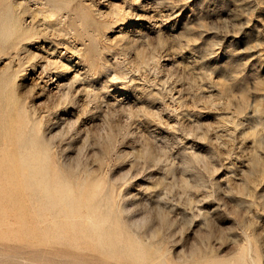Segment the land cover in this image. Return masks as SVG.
Returning <instances> with one entry per match:
<instances>
[{
  "label": "rangeland",
  "instance_id": "obj_1",
  "mask_svg": "<svg viewBox=\"0 0 264 264\" xmlns=\"http://www.w3.org/2000/svg\"><path fill=\"white\" fill-rule=\"evenodd\" d=\"M0 264H264V0H0Z\"/></svg>",
  "mask_w": 264,
  "mask_h": 264
},
{
  "label": "bare ground",
  "instance_id": "obj_2",
  "mask_svg": "<svg viewBox=\"0 0 264 264\" xmlns=\"http://www.w3.org/2000/svg\"><path fill=\"white\" fill-rule=\"evenodd\" d=\"M19 5H21V4L13 5L14 9H13L12 15L10 17L12 20V23H10V22L5 23V27L7 26L8 29L11 30L12 34L16 36L17 39L15 40V42H17L19 38L20 39L23 38L25 36V34L28 33V31H26V30L18 31L17 26H16V13L20 17V15H19L20 12L19 11L17 12V9H16V8H19ZM24 10H26V7L24 8ZM36 13H37V11L32 12L33 19L36 16ZM82 14H83L84 18L87 17L85 12H82ZM38 147H39L40 152L37 155L33 156L29 161L17 160V161H14L13 165L7 164L8 166L4 167L1 165V167L5 168V171H21L25 166L31 170H35V175L31 179V182L29 185L35 191H40L41 193L45 194L46 195V201L48 203L54 199H58V204L74 203V202L79 201V200H72L69 197L64 196V195L53 196L47 189H45L44 191L42 190V186H41V183L39 181V178L44 177V174H46L47 163H46L44 157L41 156L43 154L42 153L43 152V146L41 145V143H38ZM22 178H23V175H21V174H18V175L11 174V177H8L7 179L9 181H11L12 179L21 180ZM23 187H28V184L24 185ZM23 187H21V188H23ZM80 197L82 198L83 201L86 200V198H84L83 196H80ZM95 237L97 238L96 241L99 242V244H97V242H96V244L98 246H92L89 243H85L82 246L77 245V247L79 248L77 250H69V251H65L63 253L64 254L70 253V255H72V254H81V253L85 254V253L91 252L93 254L98 249L99 246L102 247L104 245L110 246L111 244H116L115 240L112 237L111 238L107 237V235L105 233L100 232L99 230H95V231L93 230L91 232H89V230L87 232L79 231L74 236H72L70 238L71 240H69V241L82 242L79 240H75V238H79V239L85 240V241L90 240L89 242H91V241L95 240Z\"/></svg>",
  "mask_w": 264,
  "mask_h": 264
}]
</instances>
